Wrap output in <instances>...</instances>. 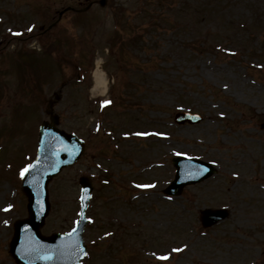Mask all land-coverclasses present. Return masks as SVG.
Wrapping results in <instances>:
<instances>
[{
  "label": "rangeland",
  "instance_id": "374dc122",
  "mask_svg": "<svg viewBox=\"0 0 264 264\" xmlns=\"http://www.w3.org/2000/svg\"><path fill=\"white\" fill-rule=\"evenodd\" d=\"M99 1L0 0V264H18L22 165L56 97L60 128L87 151L51 182L43 234L74 226L93 175L85 264H264V0ZM68 7L84 12L59 20ZM184 112L203 120L177 124ZM179 155L217 173L167 196ZM221 209L204 228L201 213Z\"/></svg>",
  "mask_w": 264,
  "mask_h": 264
},
{
  "label": "water",
  "instance_id": "95a60500",
  "mask_svg": "<svg viewBox=\"0 0 264 264\" xmlns=\"http://www.w3.org/2000/svg\"><path fill=\"white\" fill-rule=\"evenodd\" d=\"M184 120L188 119L185 117L180 121ZM52 122L42 126L38 157L24 178L23 189L29 198L30 218L16 224L10 251L23 264H80L85 255L80 238L81 226L66 236L58 234L44 238L40 235L39 229L49 211L46 185L62 168L76 162L82 150L80 143L73 136L56 128L59 123L58 117L53 118ZM176 164L179 172L172 187H180L191 182L193 184L196 180L199 181L211 174L208 165L198 161L179 160Z\"/></svg>",
  "mask_w": 264,
  "mask_h": 264
},
{
  "label": "bare ground",
  "instance_id": "6f19581e",
  "mask_svg": "<svg viewBox=\"0 0 264 264\" xmlns=\"http://www.w3.org/2000/svg\"><path fill=\"white\" fill-rule=\"evenodd\" d=\"M94 80H95V86L94 88V93H105L108 88V80L103 74V71H101V66L99 65L97 70L94 73Z\"/></svg>",
  "mask_w": 264,
  "mask_h": 264
}]
</instances>
